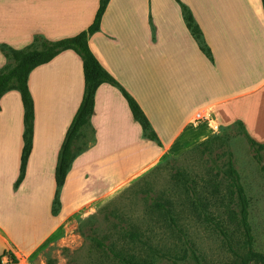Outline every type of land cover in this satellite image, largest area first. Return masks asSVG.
Segmentation results:
<instances>
[{"label":"crops","instance_id":"0c3cea01","mask_svg":"<svg viewBox=\"0 0 264 264\" xmlns=\"http://www.w3.org/2000/svg\"><path fill=\"white\" fill-rule=\"evenodd\" d=\"M189 9L213 62L198 51L173 0H109L87 47L99 65L136 101L159 146L142 137L127 104L113 86L102 83L93 108L72 145L73 158L59 192V211L49 213L53 170L64 132L80 102V59L66 50L32 69L27 88L33 103L31 148L23 178L14 188L21 150L22 107L10 90L0 97V256L14 252L17 264L51 241L69 210L99 199L129 182L166 154L178 155L239 121L255 142L264 143V13L260 0H201ZM98 0H0V24L13 22V48L34 36L46 40L72 36L92 21ZM22 29L18 34L14 25ZM4 38H0V42ZM1 59V58H0ZM14 107V109H13ZM208 116L190 124L194 112ZM88 139L84 141L86 135ZM14 148V151H13ZM141 166L101 191L88 186L100 170L112 174L126 159ZM41 174V175H40ZM50 181L47 229L24 249L13 235L5 206L27 203L29 183ZM119 184V185H118ZM114 189V190H113ZM47 191V193H48ZM29 192V194H28ZM26 262V261H25ZM16 264V263H14Z\"/></svg>","mask_w":264,"mask_h":264},{"label":"rangeland","instance_id":"374dc122","mask_svg":"<svg viewBox=\"0 0 264 264\" xmlns=\"http://www.w3.org/2000/svg\"><path fill=\"white\" fill-rule=\"evenodd\" d=\"M189 1L195 8L201 3V0ZM14 26L17 34L23 29H20V24ZM11 33L13 22L0 24V38H4L0 45L4 44L14 50H25L31 46L32 40L22 47L13 48L11 40H8L13 38ZM0 58L2 72L12 65V61L1 52ZM216 134L219 139L208 145L211 148L210 156L199 149H192L196 145L178 155L166 154L158 163L143 170L125 185L115 186L113 193L104 200L100 197L92 201L90 207L85 204L76 210L67 211L62 216L61 227L53 239L27 254V259L20 263L46 264L48 260H52L53 264H118L107 252L93 246L90 240L92 235L118 250L132 251L137 261L148 260L151 264H171L170 259L177 264H195L191 251L196 256V264H222L231 261L232 255L222 236L211 224L202 220L199 210L190 204V191L174 176L175 171H178L188 179L199 181L198 178H203V182H198L196 194L200 201L206 200L208 204H213L208 182L216 185L218 191L214 196L220 198V202L216 200L214 206H208L207 211L218 218L231 238V244L238 249L240 236L232 219L233 205L228 203L226 182L215 175L216 167H224L226 151L230 154L233 168L248 199L247 221L253 236V250L264 255L262 163L255 159L253 150L245 138L238 134L235 126L219 128ZM88 136L89 134L84 141ZM261 155L264 157V148ZM142 163L141 158L126 159L114 168L112 174L104 177L98 170L88 187L92 191H101L102 187L105 189L112 182L133 173ZM41 180L43 183H38L39 185L29 183L27 189L33 196L32 199L28 196L27 203L13 202V206H5L6 214L3 217L9 220L13 235L24 249L32 247L43 237V231H46L49 222L48 209L43 201L50 194V181L46 174L40 182ZM167 213L173 218L176 227L168 220ZM127 232L138 233L140 240L155 250L154 254H149L147 245L130 241Z\"/></svg>","mask_w":264,"mask_h":264},{"label":"trees","instance_id":"16d2710c","mask_svg":"<svg viewBox=\"0 0 264 264\" xmlns=\"http://www.w3.org/2000/svg\"><path fill=\"white\" fill-rule=\"evenodd\" d=\"M109 0H98L97 8L95 10L91 23L80 32L54 41L46 40L39 36H34L31 41V46L25 50L10 49L4 44L0 45V52L4 57L12 61V65L6 70L0 72V97L7 91L14 90L18 93L21 107H22V133H21V150L19 154L18 173L14 181V188L20 183L23 178L24 168L27 156L31 148L32 139V122H33V103L30 93L27 88V76L32 69L39 65H43L53 59L59 53L69 50L73 52L81 62L82 72V94L80 102L64 132L62 142L57 152L55 166L53 170L54 192L51 200L49 213L51 216H56L59 211V192L64 183V179L68 168L75 157L72 151V145L77 138L80 130L88 124L89 116L93 108V94L98 85L106 83L115 87L125 100L132 119L139 125L142 137L149 141L155 142L159 146V142L149 123L139 108L136 101L99 65L97 60L93 57L87 47V38L93 33L97 32L101 16L106 8ZM180 11L181 19L189 35L195 42L198 51L203 57L212 64L213 58L208 46L205 44L201 30L194 22L188 8L180 2V0H173ZM264 13V0H260ZM235 126L238 134L243 136L248 145L253 150L255 159L262 163L261 169L264 172V157L261 152L264 148V143L260 144L251 139L243 129L239 121L234 122L225 128ZM224 138V137H223ZM219 135L216 134L209 139L198 143L192 149H199L200 152L207 156L211 154V148L208 146L211 142L217 141ZM221 144V142H218ZM227 157L223 168H215V175L217 174L226 182L228 203L233 205L232 219L234 220L236 229L240 236V243L238 249L233 247L232 240L229 238L227 232L223 229L218 221V218L207 211L208 206H214L215 201L220 202V198H216V185L208 182L210 194H212V203L200 201L196 194V187L198 182H203V178H187L182 173L175 171L177 177L186 189L190 191V199L193 206L199 210L203 221L211 224L214 229L222 236L223 241L232 255V260L222 264H248L250 262L257 264H264V255L253 250V236L251 234L250 226L247 221L248 217V199L246 198L243 188L239 182V177L233 168L230 154L226 151ZM168 214V213H167ZM168 220L176 227L173 218L168 214ZM127 237L130 241L138 242L142 245H147L146 242L140 240V236L136 232H127ZM93 246L100 250L107 252L111 258L118 264H151L148 260L137 261L132 251H122L116 249L112 245H106L103 239L95 236L90 237ZM147 251L150 255L154 254V249L147 245ZM191 257L196 262V256L191 251ZM171 264H177L175 260L170 259ZM46 264H53L52 260H48Z\"/></svg>","mask_w":264,"mask_h":264},{"label":"built area","instance_id":"2783aa9c","mask_svg":"<svg viewBox=\"0 0 264 264\" xmlns=\"http://www.w3.org/2000/svg\"><path fill=\"white\" fill-rule=\"evenodd\" d=\"M207 116L208 115L201 110L196 111L193 113L189 123L192 125L199 124L202 121H204L207 118ZM17 262H18V257L14 252L4 251L0 256V264H14V263L17 264Z\"/></svg>","mask_w":264,"mask_h":264}]
</instances>
